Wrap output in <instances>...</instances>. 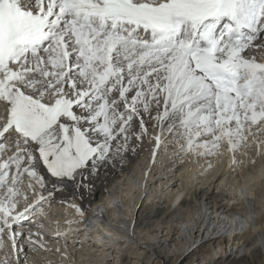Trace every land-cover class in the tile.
<instances>
[{"label":"snow or ice","instance_id":"obj_1","mask_svg":"<svg viewBox=\"0 0 264 264\" xmlns=\"http://www.w3.org/2000/svg\"><path fill=\"white\" fill-rule=\"evenodd\" d=\"M262 34L264 0H0V264L5 238L25 256L45 201L93 191L124 161L145 115L157 147L178 124L182 151L235 152L250 136L259 149L264 62L249 51ZM24 242L46 245L39 231Z\"/></svg>","mask_w":264,"mask_h":264},{"label":"bare ground","instance_id":"obj_2","mask_svg":"<svg viewBox=\"0 0 264 264\" xmlns=\"http://www.w3.org/2000/svg\"><path fill=\"white\" fill-rule=\"evenodd\" d=\"M249 54L264 62V49ZM143 118L149 135L105 169L93 191L56 193L41 205L44 214L24 225V241L39 231L46 245L33 251L21 241L19 264H249V256L264 264V143L257 149L250 136L233 152L222 141L199 155L204 149L181 150L177 124L157 147L158 128ZM33 197L29 191L21 198ZM5 245L9 264H16L6 238Z\"/></svg>","mask_w":264,"mask_h":264},{"label":"rangeland","instance_id":"obj_3","mask_svg":"<svg viewBox=\"0 0 264 264\" xmlns=\"http://www.w3.org/2000/svg\"><path fill=\"white\" fill-rule=\"evenodd\" d=\"M249 260V264H259L257 260H255V258H252L251 256L248 257Z\"/></svg>","mask_w":264,"mask_h":264}]
</instances>
